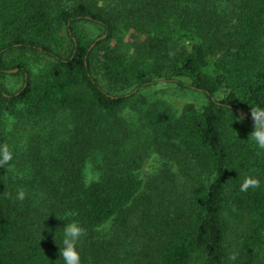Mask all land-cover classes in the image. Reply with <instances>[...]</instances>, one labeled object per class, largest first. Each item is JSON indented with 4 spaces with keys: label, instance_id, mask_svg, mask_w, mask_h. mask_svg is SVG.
Returning a JSON list of instances; mask_svg holds the SVG:
<instances>
[{
    "label": "trees",
    "instance_id": "obj_1",
    "mask_svg": "<svg viewBox=\"0 0 264 264\" xmlns=\"http://www.w3.org/2000/svg\"><path fill=\"white\" fill-rule=\"evenodd\" d=\"M12 68L22 85L10 92L1 78ZM154 83L207 103L153 108L139 136L121 112ZM256 106L264 0H0V118H14L0 138L14 149L0 167V264H64L72 220L87 230L82 264H264ZM151 151L165 162L143 182ZM88 162L98 176L87 184ZM247 176L261 186L242 192Z\"/></svg>",
    "mask_w": 264,
    "mask_h": 264
},
{
    "label": "rangeland",
    "instance_id": "obj_2",
    "mask_svg": "<svg viewBox=\"0 0 264 264\" xmlns=\"http://www.w3.org/2000/svg\"><path fill=\"white\" fill-rule=\"evenodd\" d=\"M89 26V25H85ZM96 29L94 31L99 34L101 31L98 30L97 26H89ZM128 35H124L123 40L128 41ZM62 44V42H61ZM30 71L34 73L40 70V67L37 65V59L29 56V62H31ZM40 61V62H39ZM38 63L41 62L47 64L48 66L52 63L51 58H46L45 60H39ZM13 69V68H12ZM7 69L5 73L2 75L1 81L3 87L8 91L12 92L20 88L22 85V76L21 74L15 75L16 72H8ZM15 69V68H14ZM186 80V79H184ZM191 102L196 105L197 108H200L207 103L206 97L199 91H195L190 88H179L177 86L166 84V83H154L149 87H145L141 90V96L133 98L129 104L122 110L121 115L124 118H127L132 126L139 125V136L142 132L145 137L148 136V125H149V112L153 108L156 107H166L172 113L176 112L177 109L183 104ZM20 107V105H18ZM0 125V138L3 140V137L11 130L14 118L11 115H8L5 112L1 118ZM162 162H165L164 159L158 152L151 151L149 156L145 158L143 165L139 171V178L146 180L147 177L153 174V172L160 166ZM167 163L170 165L171 169L179 173V165L175 163L173 160H168ZM184 166V165H182ZM209 170V168H206ZM207 172V171H206ZM202 173V178L205 180H209L210 173ZM207 175V176H206ZM97 173L94 168L91 166V163L88 162L84 169V180L85 183H90L91 181L97 178ZM209 176V177H208ZM104 229L108 228V224L103 226Z\"/></svg>",
    "mask_w": 264,
    "mask_h": 264
},
{
    "label": "clouds",
    "instance_id": "obj_3",
    "mask_svg": "<svg viewBox=\"0 0 264 264\" xmlns=\"http://www.w3.org/2000/svg\"><path fill=\"white\" fill-rule=\"evenodd\" d=\"M250 116L253 121V131L249 134L250 141L254 142L257 148L264 150V107H251ZM242 121L243 117H237ZM14 157V149L7 143L0 144V167L8 166L11 168V162ZM260 181L257 178L247 176L241 184V191L246 192L250 188H259ZM10 195V194H8ZM26 191L23 188L17 190L16 199L23 201L26 198ZM76 213L69 212L66 216H74ZM87 236V230L79 224L78 221L72 220L63 227V247L60 248L59 255L64 264H82L81 254L78 250V244L82 238ZM234 258V257H233Z\"/></svg>",
    "mask_w": 264,
    "mask_h": 264
},
{
    "label": "water",
    "instance_id": "obj_4",
    "mask_svg": "<svg viewBox=\"0 0 264 264\" xmlns=\"http://www.w3.org/2000/svg\"><path fill=\"white\" fill-rule=\"evenodd\" d=\"M105 37V34L101 37V38H104ZM100 38H98L97 40H99ZM17 71V69H12V70H8V72H16ZM238 112H240L241 113V111L240 110H238ZM241 115L243 116V117H245L246 116V114L245 113H241Z\"/></svg>",
    "mask_w": 264,
    "mask_h": 264
}]
</instances>
